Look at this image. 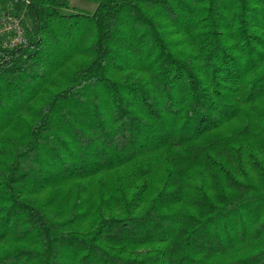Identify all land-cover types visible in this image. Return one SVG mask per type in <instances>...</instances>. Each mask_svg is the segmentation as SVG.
Segmentation results:
<instances>
[{
    "label": "trees",
    "instance_id": "16d2710c",
    "mask_svg": "<svg viewBox=\"0 0 264 264\" xmlns=\"http://www.w3.org/2000/svg\"><path fill=\"white\" fill-rule=\"evenodd\" d=\"M89 1L0 0V264H264V0Z\"/></svg>",
    "mask_w": 264,
    "mask_h": 264
},
{
    "label": "built area",
    "instance_id": "2783aa9c",
    "mask_svg": "<svg viewBox=\"0 0 264 264\" xmlns=\"http://www.w3.org/2000/svg\"><path fill=\"white\" fill-rule=\"evenodd\" d=\"M27 38L21 29L19 17L14 10L0 11V47L12 49L16 44H25Z\"/></svg>",
    "mask_w": 264,
    "mask_h": 264
},
{
    "label": "rangeland",
    "instance_id": "374dc122",
    "mask_svg": "<svg viewBox=\"0 0 264 264\" xmlns=\"http://www.w3.org/2000/svg\"><path fill=\"white\" fill-rule=\"evenodd\" d=\"M95 7V3L89 0H69V8L84 12H91ZM94 187L97 185L96 179H93ZM84 223L86 222L83 221Z\"/></svg>",
    "mask_w": 264,
    "mask_h": 264
}]
</instances>
